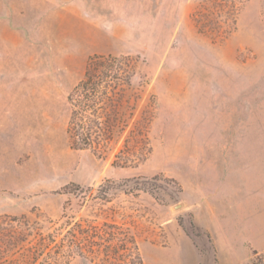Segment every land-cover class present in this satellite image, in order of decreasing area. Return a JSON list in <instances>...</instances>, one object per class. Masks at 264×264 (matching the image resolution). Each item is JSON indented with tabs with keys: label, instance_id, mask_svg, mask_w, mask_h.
Returning <instances> with one entry per match:
<instances>
[{
	"label": "rangeland",
	"instance_id": "obj_1",
	"mask_svg": "<svg viewBox=\"0 0 264 264\" xmlns=\"http://www.w3.org/2000/svg\"><path fill=\"white\" fill-rule=\"evenodd\" d=\"M97 56L136 60L138 166L113 165L122 141L70 145L68 97ZM5 216L122 225L144 264H259L264 0H0L1 253ZM88 258L70 264L104 254Z\"/></svg>",
	"mask_w": 264,
	"mask_h": 264
},
{
	"label": "trees",
	"instance_id": "obj_2",
	"mask_svg": "<svg viewBox=\"0 0 264 264\" xmlns=\"http://www.w3.org/2000/svg\"><path fill=\"white\" fill-rule=\"evenodd\" d=\"M135 64L136 60L130 56L91 59L84 78L68 97L72 112L67 134L72 148L110 151L122 141L114 166L134 167L146 159L150 149L148 115L143 112L141 124L127 131L143 93L132 82ZM3 220L13 231L9 229L4 234L5 249L0 255L6 258L1 264H70L77 257L90 259L89 256H97L101 251L104 259L97 264H144L136 235L122 225L103 223L86 227L82 222L70 224L66 220L42 233L26 217L5 216ZM31 232L38 237L34 241L26 239ZM131 249L134 254L131 251L128 258L126 254ZM257 260L264 264V255ZM90 261L94 263L96 258Z\"/></svg>",
	"mask_w": 264,
	"mask_h": 264
}]
</instances>
